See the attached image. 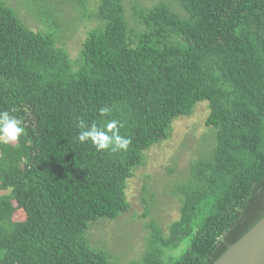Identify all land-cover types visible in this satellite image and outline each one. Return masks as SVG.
Instances as JSON below:
<instances>
[{"label": "trees", "instance_id": "obj_1", "mask_svg": "<svg viewBox=\"0 0 264 264\" xmlns=\"http://www.w3.org/2000/svg\"><path fill=\"white\" fill-rule=\"evenodd\" d=\"M96 1L99 25L73 61L55 29H30L0 0V112L24 129L0 142V264H111L90 227L130 209L144 153L200 103L209 139L174 185L179 217L166 234L149 224L128 264H213L264 216V0L137 4L135 27L123 0ZM112 119L126 150L79 142L82 121Z\"/></svg>", "mask_w": 264, "mask_h": 264}, {"label": "rangeland", "instance_id": "obj_2", "mask_svg": "<svg viewBox=\"0 0 264 264\" xmlns=\"http://www.w3.org/2000/svg\"><path fill=\"white\" fill-rule=\"evenodd\" d=\"M3 1L30 29L49 33L55 29L58 45L66 49L73 61L78 58L88 33L99 25L92 17L96 0H87V12L74 5L77 0ZM159 2L167 4L171 0H123L127 24L135 27L133 5L151 7ZM41 5L49 12L42 11ZM172 7L178 11L174 4ZM49 15H52L56 25L48 19ZM207 115L206 103H200L191 116L175 119L169 138L144 153V164L136 168L133 177L127 181L126 197L130 209L114 221H100L90 227V244L107 253L111 264L139 260L149 234L147 226L153 222L166 234L169 225L178 219L180 204L173 188L186 177L189 162L206 147L205 139L209 137V131L204 122ZM23 219L22 211H15L13 220Z\"/></svg>", "mask_w": 264, "mask_h": 264}, {"label": "clouds", "instance_id": "obj_3", "mask_svg": "<svg viewBox=\"0 0 264 264\" xmlns=\"http://www.w3.org/2000/svg\"><path fill=\"white\" fill-rule=\"evenodd\" d=\"M109 111L107 108L100 109L101 115ZM120 126L116 119L109 120L100 127L95 124L89 127L82 121L78 140L80 143L90 141L97 151L117 152L126 150L131 141L119 134ZM23 132L24 129L18 119L10 115L8 111L0 112V142H14Z\"/></svg>", "mask_w": 264, "mask_h": 264}, {"label": "water", "instance_id": "obj_4", "mask_svg": "<svg viewBox=\"0 0 264 264\" xmlns=\"http://www.w3.org/2000/svg\"><path fill=\"white\" fill-rule=\"evenodd\" d=\"M213 264H264V216Z\"/></svg>", "mask_w": 264, "mask_h": 264}]
</instances>
